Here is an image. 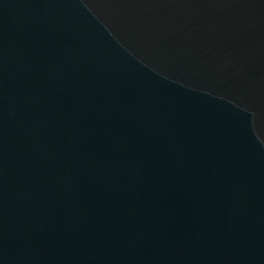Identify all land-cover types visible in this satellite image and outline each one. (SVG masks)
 Instances as JSON below:
<instances>
[{
	"label": "water",
	"instance_id": "obj_1",
	"mask_svg": "<svg viewBox=\"0 0 264 264\" xmlns=\"http://www.w3.org/2000/svg\"><path fill=\"white\" fill-rule=\"evenodd\" d=\"M262 250L264 0H0V264Z\"/></svg>",
	"mask_w": 264,
	"mask_h": 264
}]
</instances>
